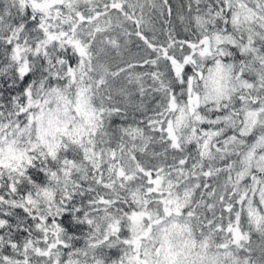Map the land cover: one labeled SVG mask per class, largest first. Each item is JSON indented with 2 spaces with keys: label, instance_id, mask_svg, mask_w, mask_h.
Wrapping results in <instances>:
<instances>
[{
  "label": "snow or ice",
  "instance_id": "snow-or-ice-1",
  "mask_svg": "<svg viewBox=\"0 0 264 264\" xmlns=\"http://www.w3.org/2000/svg\"><path fill=\"white\" fill-rule=\"evenodd\" d=\"M0 264H264V0H0Z\"/></svg>",
  "mask_w": 264,
  "mask_h": 264
}]
</instances>
